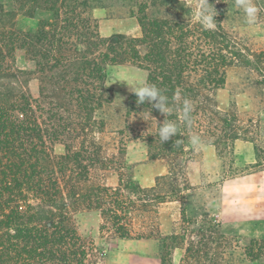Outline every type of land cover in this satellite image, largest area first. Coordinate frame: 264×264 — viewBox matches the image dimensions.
I'll return each mask as SVG.
<instances>
[{
    "label": "trees",
    "instance_id": "obj_1",
    "mask_svg": "<svg viewBox=\"0 0 264 264\" xmlns=\"http://www.w3.org/2000/svg\"><path fill=\"white\" fill-rule=\"evenodd\" d=\"M11 1L12 9L0 2V264H96V248L76 228L81 210L97 211L100 229L119 239L157 240L162 264H170L172 251L183 244L182 263L229 264L230 238L216 221L188 218L184 194L193 188L188 173L198 156L193 135L232 163L234 142L249 141L255 162L248 167L264 169V148L257 142L264 139L261 115L244 122L216 102L229 68L259 75L256 85L264 82V43L257 50L247 47L243 29L250 25L234 0H209L217 12L214 30L195 20L196 0H123L139 36H102L92 15L94 8H106L100 0ZM255 2L261 7L255 25L264 38V0ZM19 14L40 16L34 32L16 26ZM19 57L23 68L16 64ZM126 63L144 70L173 108L164 115L147 102L137 105L134 93L128 97L126 115L143 121L127 127L128 138L141 140L149 159L168 161L167 172L148 187L121 170L127 168L123 147L107 155L101 137L107 123L96 115L112 101L108 69ZM32 78L39 83L37 97L27 87ZM184 99L192 103L190 126L181 112ZM163 120L176 122L180 131L161 143L156 129ZM58 143L62 154L53 152ZM111 165H118L115 185L97 175ZM240 168L231 166L224 176L246 169ZM173 201L181 202L185 225L164 234L160 207ZM243 252L249 260L260 258L264 239H246Z\"/></svg>",
    "mask_w": 264,
    "mask_h": 264
},
{
    "label": "rangeland",
    "instance_id": "obj_2",
    "mask_svg": "<svg viewBox=\"0 0 264 264\" xmlns=\"http://www.w3.org/2000/svg\"><path fill=\"white\" fill-rule=\"evenodd\" d=\"M106 5L110 17H131L127 14L123 0H100ZM7 9H12L11 0H0ZM103 8V7H102ZM38 17L16 16V26L24 31L34 32ZM114 31L132 36L140 35V27L136 18L118 21L107 31ZM257 25L243 29L247 47L257 50L263 46L264 38ZM115 34V33H112ZM111 35V34H110ZM103 36V35H102ZM109 36V35H108ZM17 66L25 65L23 57H19ZM146 78V72L131 64L112 66L108 69L105 86L110 90L112 101L96 113L97 117L106 121L105 132L101 135L105 143L107 155L117 154L123 147V161L126 169L132 173L143 187L154 184L155 178L167 172L168 161L164 158L149 159L145 144L139 139L128 138V128L136 129L143 121L135 116L126 115L128 97L133 92L130 87L134 82ZM260 76L251 74L244 68L232 67L227 70L224 86L216 92V102L220 109L235 110L246 122L247 118L261 119L264 133V82L254 84ZM38 81L35 78L27 82L33 97L38 96ZM125 131L124 135L118 134ZM133 134L135 132H132ZM264 148L263 141H257ZM53 152L62 154L64 146L53 145ZM198 150L195 163L190 165L188 178L193 186L186 192V216L198 220H210L220 224V231L230 238L231 249H227L229 264H264V255L256 260H249L243 252L244 242L248 238L264 239V169L253 172L248 167L255 162L253 144L245 140H236L232 147L233 163L229 155L220 156L212 145L202 144ZM246 168L234 177H225L224 171L230 167ZM246 166V167H245ZM97 175L107 184L115 185L118 180V165H111L106 170L97 171ZM226 178V179H224ZM208 212L209 217L203 216ZM161 230L164 234L172 231L180 232L185 224L181 220V202H168L160 207ZM79 235L85 242L91 243L95 250L96 264H162L159 258V244L155 239H119L109 231L101 230V218L97 211L81 210L74 216ZM207 227V223H202ZM187 244L172 251L170 264L182 263ZM189 264V263H187Z\"/></svg>",
    "mask_w": 264,
    "mask_h": 264
},
{
    "label": "clouds",
    "instance_id": "obj_3",
    "mask_svg": "<svg viewBox=\"0 0 264 264\" xmlns=\"http://www.w3.org/2000/svg\"><path fill=\"white\" fill-rule=\"evenodd\" d=\"M234 7L243 11L246 24L254 25L257 23L261 7L257 5L255 0H234ZM216 15L217 12L213 4L209 3V0H196L194 5V18L202 28L205 30H214L217 27V23L214 20ZM130 91L137 97V105L147 102L152 108L164 115H170L173 111V108L169 104V97L156 84L148 82L147 78L134 82L130 87ZM176 96L179 97V93H176ZM181 112L185 125L190 126L192 123V103L190 100H183ZM147 115L151 117L150 110ZM179 131L180 129L176 122L163 120L161 124L157 125L156 134L160 142L163 143L177 136ZM190 143L197 149L202 145V141L197 135H193L190 138Z\"/></svg>",
    "mask_w": 264,
    "mask_h": 264
},
{
    "label": "crops",
    "instance_id": "obj_4",
    "mask_svg": "<svg viewBox=\"0 0 264 264\" xmlns=\"http://www.w3.org/2000/svg\"><path fill=\"white\" fill-rule=\"evenodd\" d=\"M92 15L98 19L99 23V32L103 36H108L112 33H116L112 30L107 31L108 28L112 25H114L118 21L124 22L125 20H133L135 17H123V18H116V17H110L107 14V11L105 8L102 7H96L92 10Z\"/></svg>",
    "mask_w": 264,
    "mask_h": 264
}]
</instances>
